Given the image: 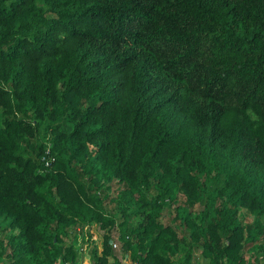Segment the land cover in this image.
I'll use <instances>...</instances> for the list:
<instances>
[{"label":"trees","instance_id":"obj_1","mask_svg":"<svg viewBox=\"0 0 264 264\" xmlns=\"http://www.w3.org/2000/svg\"><path fill=\"white\" fill-rule=\"evenodd\" d=\"M114 231L264 264V0H0V264H120Z\"/></svg>","mask_w":264,"mask_h":264},{"label":"rangeland","instance_id":"obj_2","mask_svg":"<svg viewBox=\"0 0 264 264\" xmlns=\"http://www.w3.org/2000/svg\"><path fill=\"white\" fill-rule=\"evenodd\" d=\"M116 192H117V187H116V191L115 190L113 191L112 197L115 196ZM200 206L201 205H199V207ZM131 222L134 224V223L137 222V219L136 218H132ZM93 229H94V233H95V240L97 241L98 246L101 249L102 246H103L104 234L106 233V231L103 228L100 227L99 223H94V228ZM114 234H115V236L118 235V231H114ZM250 252H246V253L249 254ZM82 254H83V258H82L80 264H90L91 258H90L88 250L83 251ZM250 255H251V253H250ZM182 260H183V257L181 258V262H182ZM251 260H253L252 257H251ZM208 263H209V260L202 255V248L199 246L195 250V254H194L193 259H192V264H208ZM109 264H114L113 257H110Z\"/></svg>","mask_w":264,"mask_h":264},{"label":"built area","instance_id":"obj_3","mask_svg":"<svg viewBox=\"0 0 264 264\" xmlns=\"http://www.w3.org/2000/svg\"><path fill=\"white\" fill-rule=\"evenodd\" d=\"M43 158L47 161V164H50L51 161H54L55 159L54 157L50 159L47 157H43ZM118 235L114 236V238L111 241H112L113 248L116 251V257L118 258L119 263L120 264H141L139 261H134L129 255V253H127L124 250L123 248L124 241H122Z\"/></svg>","mask_w":264,"mask_h":264},{"label":"water","instance_id":"obj_4","mask_svg":"<svg viewBox=\"0 0 264 264\" xmlns=\"http://www.w3.org/2000/svg\"><path fill=\"white\" fill-rule=\"evenodd\" d=\"M111 243H112V241H111Z\"/></svg>","mask_w":264,"mask_h":264}]
</instances>
